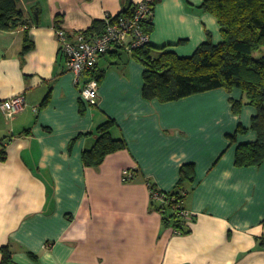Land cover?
Wrapping results in <instances>:
<instances>
[{"label": "crops", "instance_id": "1", "mask_svg": "<svg viewBox=\"0 0 264 264\" xmlns=\"http://www.w3.org/2000/svg\"><path fill=\"white\" fill-rule=\"evenodd\" d=\"M139 1L18 0L27 28L0 30V104L25 101L9 118L0 107V248L9 247V264H264V161L234 162L237 146L257 137L255 108L231 109L244 99L239 88L146 100L144 64L117 51L94 67L97 102L81 99L56 29L83 32ZM202 1L155 3L153 55L166 46L190 56L207 32L221 41ZM107 118L126 147L86 166L82 153ZM238 125L246 130L235 133ZM185 163L194 164L195 180L186 184L188 232L178 234L150 210V185L169 192Z\"/></svg>", "mask_w": 264, "mask_h": 264}, {"label": "trees", "instance_id": "2", "mask_svg": "<svg viewBox=\"0 0 264 264\" xmlns=\"http://www.w3.org/2000/svg\"><path fill=\"white\" fill-rule=\"evenodd\" d=\"M151 1L155 6L158 0ZM17 2L0 0V30H15L27 23ZM198 7L216 18L221 41L214 43L210 32H207L206 40L187 57L177 56L173 51L166 50V46L156 48L158 54L153 55L154 48L150 43L136 49L134 55L145 66L142 97L169 102L216 88L226 91L239 88L244 99L231 100V109L237 114L245 103L255 108L251 129L257 137L254 142L237 146L234 162L237 166L260 165L264 161V54L256 56L255 53L264 51V0H203ZM131 9L121 13H129ZM55 22L59 24L60 21ZM103 27L104 21L96 20L83 33L85 36L93 35L101 32ZM152 29L153 20L146 22L145 30ZM24 42V50L29 49L31 42L27 30ZM90 77L99 80L94 70L88 72L85 79ZM114 125L115 121L107 118L94 129L95 142L82 153L86 166L97 167L108 154L126 147L123 139L112 136ZM245 130L238 125L235 133ZM230 138L233 139L234 135ZM194 180V164L185 163L180 167L175 187L169 192L150 185V190L159 191L164 201H155L150 193V210L159 211L164 224L171 225L178 234L188 232L186 219L180 216V212L186 209L184 200L189 191L186 184ZM0 251V264H9V247L2 246Z\"/></svg>", "mask_w": 264, "mask_h": 264}, {"label": "built area", "instance_id": "3", "mask_svg": "<svg viewBox=\"0 0 264 264\" xmlns=\"http://www.w3.org/2000/svg\"><path fill=\"white\" fill-rule=\"evenodd\" d=\"M154 6L151 0L137 2L129 13L106 15L101 32L85 36L83 32L74 35L64 29H56V37L63 53L66 55L67 66L74 74V82L80 84L81 99L90 105L97 102L98 81L94 77L86 78V74L94 70L98 58L106 53L125 51L134 52L150 42V33L145 30L146 22L152 21ZM24 24L23 28H27ZM25 101L22 95L11 96L3 100L1 109L7 118L22 109ZM130 177L131 174L127 173ZM155 201H163L159 191L150 190ZM180 216L186 220L190 211L182 209Z\"/></svg>", "mask_w": 264, "mask_h": 264}, {"label": "rangeland", "instance_id": "4", "mask_svg": "<svg viewBox=\"0 0 264 264\" xmlns=\"http://www.w3.org/2000/svg\"><path fill=\"white\" fill-rule=\"evenodd\" d=\"M255 54H256V56H260L261 54H264V51H262V52H261V51H258V52H256ZM238 113H239V112H238Z\"/></svg>", "mask_w": 264, "mask_h": 264}]
</instances>
